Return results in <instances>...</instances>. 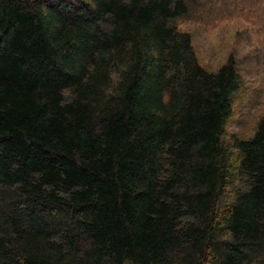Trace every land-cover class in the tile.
Segmentation results:
<instances>
[{
  "label": "trees",
  "instance_id": "obj_1",
  "mask_svg": "<svg viewBox=\"0 0 264 264\" xmlns=\"http://www.w3.org/2000/svg\"><path fill=\"white\" fill-rule=\"evenodd\" d=\"M185 0H0V264H264V120L197 62Z\"/></svg>",
  "mask_w": 264,
  "mask_h": 264
},
{
  "label": "rangeland",
  "instance_id": "obj_2",
  "mask_svg": "<svg viewBox=\"0 0 264 264\" xmlns=\"http://www.w3.org/2000/svg\"><path fill=\"white\" fill-rule=\"evenodd\" d=\"M174 22L189 33L197 62L216 71L233 57L243 78L224 139L250 137L264 120V0H185Z\"/></svg>",
  "mask_w": 264,
  "mask_h": 264
}]
</instances>
